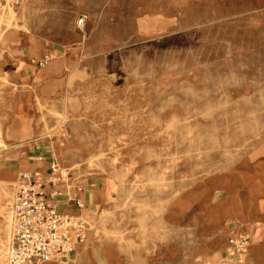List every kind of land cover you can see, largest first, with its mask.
<instances>
[{"label":"rangeland","instance_id":"rangeland-1","mask_svg":"<svg viewBox=\"0 0 264 264\" xmlns=\"http://www.w3.org/2000/svg\"><path fill=\"white\" fill-rule=\"evenodd\" d=\"M31 38L83 55L75 103L40 102L37 123L63 155L54 158L68 184L77 174L129 189L120 210L132 225L116 234L118 249L137 250L127 237L137 225L146 235L186 188L264 149V0H1L0 163L26 94L16 60ZM16 184L0 182V264ZM100 228L103 243L111 233Z\"/></svg>","mask_w":264,"mask_h":264},{"label":"crops","instance_id":"crops-1","mask_svg":"<svg viewBox=\"0 0 264 264\" xmlns=\"http://www.w3.org/2000/svg\"><path fill=\"white\" fill-rule=\"evenodd\" d=\"M80 54V48L55 47L34 38L19 53L16 67L26 94L18 98L4 129L9 151L0 163V182L9 186L22 172L46 170L56 154L62 158L58 146L41 136L39 103L54 109L75 103L72 70L83 59ZM257 152L172 198L163 215L146 224V235L141 236L137 225L136 238L126 239L136 243L137 250L130 253L114 245L122 241L116 234L132 225L120 210L129 189L111 177L77 179L76 174L70 184L68 177L54 203L59 213L83 218L88 237L84 244L74 240L68 262L42 264H264V155ZM102 226L111 234L100 243ZM242 233L251 238L249 252L228 255V241Z\"/></svg>","mask_w":264,"mask_h":264},{"label":"built area","instance_id":"built-area-1","mask_svg":"<svg viewBox=\"0 0 264 264\" xmlns=\"http://www.w3.org/2000/svg\"><path fill=\"white\" fill-rule=\"evenodd\" d=\"M17 5L21 0H11ZM67 174L55 158L46 170L22 172L11 203L12 243L7 264H42L51 260L68 262L74 240L84 244L87 222L77 216L58 212L54 198L63 194L61 184ZM251 238L242 233L228 241L227 254L241 256L249 252Z\"/></svg>","mask_w":264,"mask_h":264},{"label":"bare ground","instance_id":"bare-ground-1","mask_svg":"<svg viewBox=\"0 0 264 264\" xmlns=\"http://www.w3.org/2000/svg\"><path fill=\"white\" fill-rule=\"evenodd\" d=\"M7 12V11H6ZM81 22V21H80ZM51 62V61H50ZM257 154L259 155V154H263L264 155V149L262 150V148H261V146L260 147H258V149H257ZM3 201V200H2Z\"/></svg>","mask_w":264,"mask_h":264}]
</instances>
